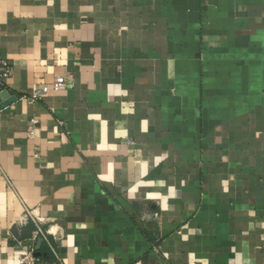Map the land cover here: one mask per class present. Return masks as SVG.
<instances>
[{"label":"crops","instance_id":"obj_1","mask_svg":"<svg viewBox=\"0 0 264 264\" xmlns=\"http://www.w3.org/2000/svg\"><path fill=\"white\" fill-rule=\"evenodd\" d=\"M0 56V264H264V0H0Z\"/></svg>","mask_w":264,"mask_h":264},{"label":"built area","instance_id":"obj_2","mask_svg":"<svg viewBox=\"0 0 264 264\" xmlns=\"http://www.w3.org/2000/svg\"><path fill=\"white\" fill-rule=\"evenodd\" d=\"M12 63L10 60L0 56V96L1 92L5 89V82L12 75ZM68 80L65 76H57L50 85L44 84L42 86L35 87L31 94L27 96L28 100L36 101L45 98L50 90L64 91L68 88ZM37 120L30 121L29 134L31 136L35 133V127ZM36 236L33 238L36 240ZM19 264H42L39 258L35 254L34 245H28L24 248L23 252L19 256Z\"/></svg>","mask_w":264,"mask_h":264},{"label":"water","instance_id":"obj_3","mask_svg":"<svg viewBox=\"0 0 264 264\" xmlns=\"http://www.w3.org/2000/svg\"><path fill=\"white\" fill-rule=\"evenodd\" d=\"M16 99L15 96H10L7 90L1 92L0 96V106L5 107L6 105L12 103Z\"/></svg>","mask_w":264,"mask_h":264}]
</instances>
